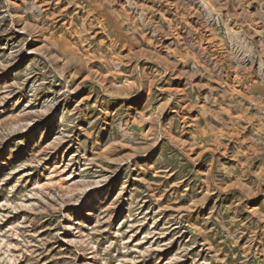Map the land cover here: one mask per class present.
<instances>
[{"label": "rangeland", "instance_id": "374dc122", "mask_svg": "<svg viewBox=\"0 0 264 264\" xmlns=\"http://www.w3.org/2000/svg\"><path fill=\"white\" fill-rule=\"evenodd\" d=\"M0 264H264V0H0Z\"/></svg>", "mask_w": 264, "mask_h": 264}]
</instances>
